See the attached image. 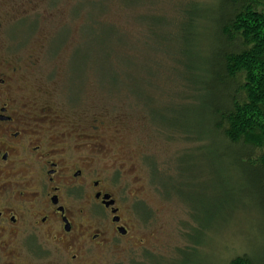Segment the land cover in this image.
Listing matches in <instances>:
<instances>
[{"label":"rangeland","instance_id":"rangeland-1","mask_svg":"<svg viewBox=\"0 0 264 264\" xmlns=\"http://www.w3.org/2000/svg\"><path fill=\"white\" fill-rule=\"evenodd\" d=\"M188 1L0 0L6 52L36 55L57 109L95 122L106 135L102 168L123 172L130 196L123 210L133 221L129 235L106 253L107 264H226L236 251L256 250L259 217L239 170H229L209 140H197L208 127L200 121L195 69L207 55L219 0L193 8L209 19L190 27L176 20L168 28ZM191 128L194 141L179 133ZM189 242L192 250L183 248ZM37 249L13 257L1 250L0 264L61 261L49 241Z\"/></svg>","mask_w":264,"mask_h":264},{"label":"flooded vegetation","instance_id":"flooded-vegetation-1","mask_svg":"<svg viewBox=\"0 0 264 264\" xmlns=\"http://www.w3.org/2000/svg\"><path fill=\"white\" fill-rule=\"evenodd\" d=\"M4 41L0 22V254L34 253L45 240L61 255L49 264H107L133 220L123 172L102 168L106 135L58 110L36 55L8 54Z\"/></svg>","mask_w":264,"mask_h":264},{"label":"trees","instance_id":"trees-1","mask_svg":"<svg viewBox=\"0 0 264 264\" xmlns=\"http://www.w3.org/2000/svg\"><path fill=\"white\" fill-rule=\"evenodd\" d=\"M201 2L189 0L179 6L173 22L162 15L152 16L169 20L168 28L176 20L188 21L185 27H190L193 22L209 17L192 11ZM218 4L208 38L210 43L203 48V54L207 55L195 69L199 72L194 79L199 86L196 94H200L201 105L198 108L203 110L200 121L208 127L207 135H200L197 140H209L217 148L215 154L229 160V170H239L247 188L244 193L259 217L256 250L244 248L224 261L226 264H264V0H219ZM153 31L148 28L151 36ZM199 46L195 52L197 59L201 52ZM189 97L194 99L192 95ZM190 130L179 133L194 141ZM184 170H180L182 175ZM225 208L232 211L230 207ZM249 217L250 212L246 218ZM191 237L189 232V241ZM193 246L189 242L183 248L192 250Z\"/></svg>","mask_w":264,"mask_h":264},{"label":"water","instance_id":"water-1","mask_svg":"<svg viewBox=\"0 0 264 264\" xmlns=\"http://www.w3.org/2000/svg\"><path fill=\"white\" fill-rule=\"evenodd\" d=\"M124 234V232H122Z\"/></svg>","mask_w":264,"mask_h":264}]
</instances>
